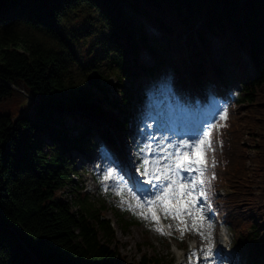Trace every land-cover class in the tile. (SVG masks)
<instances>
[{"label": "trees", "instance_id": "1", "mask_svg": "<svg viewBox=\"0 0 264 264\" xmlns=\"http://www.w3.org/2000/svg\"><path fill=\"white\" fill-rule=\"evenodd\" d=\"M96 13L101 25L95 27V52L83 64L93 74L90 86L87 78L77 80L72 72L75 62L82 63L80 38L71 34L67 21ZM199 21L204 29L196 27ZM146 25L160 36L148 37ZM215 39L231 56L224 65H208L206 53ZM145 50L153 64L143 60ZM105 67L119 82L120 92L112 98L104 88ZM228 73L239 80L243 94L228 104L226 119H220L225 126L219 155L205 153L206 175L215 173L206 190L217 199L218 216L240 238L251 264H264V133L255 129L256 124L264 128V0H0V102L17 94L34 111L28 108L17 117L0 112V264H172L167 256L145 252L131 261L121 253L105 217L112 205L104 198L99 205L82 184L72 201L61 197L80 177L64 145L84 150L91 131L100 128L96 116L119 135L127 134L132 91L124 80L150 77L160 82L165 77L173 91L209 100L211 94L219 96L220 85L228 86ZM245 105L251 109L244 129ZM67 115L82 124L78 135L69 133ZM246 133L256 140L254 161L261 169L252 176ZM45 135L51 152L44 149ZM257 183L263 187L259 193L252 189ZM222 184L232 190L226 197L216 192ZM117 217L124 231L138 222L125 213L117 212Z\"/></svg>", "mask_w": 264, "mask_h": 264}, {"label": "rangeland", "instance_id": "2", "mask_svg": "<svg viewBox=\"0 0 264 264\" xmlns=\"http://www.w3.org/2000/svg\"><path fill=\"white\" fill-rule=\"evenodd\" d=\"M94 18H86L85 15H81L78 17H73L72 19L70 18L69 21H67L68 26L70 27L71 34L74 35V33L77 36V38H80V44L78 46L79 49V56L81 59L82 63H74L72 66V72L77 80L81 81H86V78L88 80L89 77H92V72L88 70L84 65L87 63V61H90L93 53L95 52L93 43L95 40L94 33L96 31L95 27H98L101 25V17L99 13H96L93 15ZM140 22L144 23L142 19H140ZM198 28H205L204 25H201V22L199 21L197 23ZM148 37H151L153 35L159 36L158 32L153 29V27L146 25ZM208 31L207 29H205ZM209 32V31H208ZM91 34V35H90ZM222 43L215 39L212 40V45L210 47V56L209 59L210 61H214L217 64L223 65V58L229 59L231 61V56L227 51L223 49ZM247 60V59H246ZM211 63V62H210ZM234 61H232V64ZM84 64V65H83ZM209 65V63H208ZM103 74L107 78H112L110 79V88L112 91H117L116 87V79L115 76L112 74V72L109 69H101ZM248 72H252L250 69ZM232 80L230 81L229 85L231 86V94L233 97L236 96V93H238L240 89V85L233 80L234 78L230 77ZM146 83H148L147 80H145ZM156 91H162L161 88L156 85L155 90ZM218 92H224L222 88L219 89ZM241 96L243 94L239 93ZM166 95L165 91H162L161 94H154V98H156L157 106H163L165 109L163 113H168L172 115V117H176L177 112L181 114V109H177V105L171 106L169 103H167L166 98L164 96ZM177 101V98H176ZM213 106L212 109L214 108H219L220 104L216 100H213ZM260 103V102H258ZM264 103V102H262ZM26 103L22 102L20 97L15 94L12 97H9L2 102H0V112L1 113H6L10 114L13 117L19 116L24 110L27 111L28 108H30L29 111H33V106L29 107V105H25ZM132 106H137L138 103L137 101H133ZM223 106H225L224 103H222ZM171 106V107H170ZM156 107V106H155ZM243 109L245 108L244 113H242V128H247V117H248V110L251 109L250 106L245 105L241 106ZM203 110H206L203 108ZM259 110V109H258ZM260 111V110H259ZM198 111L197 113H192V111L188 110L185 112V117L188 120H193L194 117H201L203 116L202 113ZM252 114V113H251ZM259 116V115H256ZM67 117V123L66 127L69 129V133L73 134H78L80 130V124L72 119L70 116ZM209 117V115H207ZM95 119L98 122L99 119L95 117ZM255 129H258L259 134L264 133V128L261 127V124L257 126L255 125ZM98 132H96L94 135H97ZM91 140V139H90ZM44 141L46 145L44 146V149L46 151L51 152L53 150V147H49V144L51 142L50 138L45 135L44 136ZM101 143L97 145H92L91 149H94L92 152L90 150H85L81 151L80 149L76 148L75 146H70L69 144L65 143V154L71 159V163L73 166L76 167L81 172V177L78 179L76 178V181L69 184L62 193V198L64 200H71L74 199L75 197V185L81 182H85L86 188L85 190L89 193L88 195L92 198H96L99 201V205H101V201L103 202V197L104 194H101L99 197L100 190L103 193H106L107 190L111 191L113 194L110 196L109 202L114 206V208H119V212L122 209H125L128 211V215H136V217L140 220V224H136L134 226L129 227L125 232L123 229L120 227V225L117 223V215L112 207H109L106 211V217L110 220L113 221V226L116 231V243L114 244L115 246L117 245V248L121 253L127 256V258L131 261L134 259L140 260V257L143 253H147L150 255H158V256H163V255H170L169 257H174L175 262L174 264H186V261H189L191 264H196L197 259L196 257L198 256L197 251L203 252L202 257L204 258H210L209 263L210 264H221L217 262V257L214 254L218 251L219 247V237H220V230L223 228V224L217 222V220L212 216V211L211 207L208 204L209 199H205L204 197H200L199 200L201 201L200 205L201 207L199 208L201 213L204 215V219L201 220L198 224L194 226V221L192 219L191 215H186L182 228L185 230L183 231V236L182 240H195V242H191V245L189 246V243L187 244L188 246L184 248V250L179 249L178 245L183 244L184 241H179L177 243L176 240L170 238L169 242L172 245V248L170 250L166 249L165 246L166 242L161 239V232L158 231L156 227V224L154 225L153 222L154 220L152 219L150 212L148 210V207H136V204L138 203L137 197H139V203L142 205H147V202H144V200L140 197L139 192L141 191L140 189L137 190L138 184H136L135 187H133V184L135 183V178H139L141 182L145 178H149L148 175L145 174V171H143V168L137 169V160H134V164L131 165V167L136 168L135 171L129 170V166H127V174L129 177L133 178V182H129L128 178V186L127 185H122L120 183V177L114 173L112 166L109 165L110 161L106 160L104 161V170H100L99 166L101 164L95 163V159L93 163H90L87 158H91L94 156V158L98 157V151L101 149ZM93 144V143H91ZM120 146V143H118ZM244 144L247 146V169L249 172V175H256L258 172L261 171V169L255 164L254 158L257 155L258 150L256 149V140L253 141L250 139L249 135L246 133L244 136ZM129 150V149H128ZM101 156V154H100ZM148 160H151V157H147ZM258 167V168H255ZM149 172H151L150 167L148 169ZM103 173V176L100 178L99 181H97L93 175L100 176ZM122 175V173H121ZM251 180H253L251 178ZM101 187V189H100ZM100 189V190H99ZM252 189L259 193L263 191L262 184H254L252 186ZM122 191L124 192L123 195H121ZM135 193V195H133ZM209 197V196H208ZM151 199V198H150ZM108 201V200H107ZM108 202V203H109ZM109 203V204H110ZM131 205V207H130ZM74 209H77L75 207ZM141 212L145 213V215H141ZM179 219V218H177ZM209 224L212 225L211 229L209 228ZM156 226V227H155ZM174 229L177 231L178 227L175 226ZM181 230V229H180ZM209 231H211V236H209ZM176 235H180L181 233L174 232ZM200 233H204V235H201ZM232 239H235L233 234L230 232ZM198 243V245H196ZM196 245V246H195ZM199 247L196 250V247ZM195 250V252H191V250ZM186 253V255H184ZM243 255H247V252H245ZM223 257V256H221ZM221 260V259H218ZM240 264H249L248 260L246 259L245 256H243V259L240 260Z\"/></svg>", "mask_w": 264, "mask_h": 264}, {"label": "snow or ice", "instance_id": "3", "mask_svg": "<svg viewBox=\"0 0 264 264\" xmlns=\"http://www.w3.org/2000/svg\"><path fill=\"white\" fill-rule=\"evenodd\" d=\"M221 117H227V107L221 112ZM185 136L192 138L185 139L179 142L176 146V151L167 153L165 157L156 156L154 160L143 159V165L145 166V174L149 177V184H143L139 178H135V183L148 195L144 197L147 201L148 196L154 197L147 205L139 203V197H137L138 203L136 207H148L149 212L153 220H157L156 209L158 206L163 207L166 211H171L172 214L184 220L186 215H191L194 221V226L198 224L205 217L201 213L199 207L195 209L193 206L199 205V198L204 197L208 199L207 186L210 185V180L215 178V173L212 172L211 177H208L206 173L209 171V166L206 163V148L212 147L211 130L204 131L203 129H190L184 133ZM183 146V148H181ZM150 149V146H149ZM194 150V151H193ZM215 151L214 148H212ZM102 158L105 155H111L106 146H101ZM145 151L141 149L140 152ZM138 158L140 153L137 154ZM164 161L161 163V161ZM212 167L215 166V160L212 161ZM149 167L151 172L148 171ZM129 182H133V178L129 177ZM151 189V190H149ZM135 195V193H133ZM131 207V205H130ZM141 215L145 213L141 212ZM181 228V238L183 236L184 228L181 225H177ZM212 225L209 224L211 229ZM159 231L163 233V229L159 228ZM204 235V233H200ZM211 236V231H209ZM219 254V253H217ZM235 254L229 253L221 257L222 260H233V264H237L234 259Z\"/></svg>", "mask_w": 264, "mask_h": 264}, {"label": "bare ground", "instance_id": "4", "mask_svg": "<svg viewBox=\"0 0 264 264\" xmlns=\"http://www.w3.org/2000/svg\"><path fill=\"white\" fill-rule=\"evenodd\" d=\"M168 123H169V125H167V127H166V129H172V126H171V124H172V122L171 121H168ZM178 128H180V127H178ZM177 128V129H178ZM181 129V128H180ZM163 131H165V130H163ZM176 137V136H175ZM101 161H102V159H100ZM89 161H91V162H94V160H92V159H89ZM118 166L119 167H123L124 166V164L122 163V162H119L118 163ZM24 246H25V248H28L27 246H26V244L24 243ZM205 261H209V259H206ZM203 262V261H202ZM205 264V263H204Z\"/></svg>", "mask_w": 264, "mask_h": 264}, {"label": "water", "instance_id": "5", "mask_svg": "<svg viewBox=\"0 0 264 264\" xmlns=\"http://www.w3.org/2000/svg\"><path fill=\"white\" fill-rule=\"evenodd\" d=\"M89 82L91 83L92 82V79H90Z\"/></svg>", "mask_w": 264, "mask_h": 264}]
</instances>
